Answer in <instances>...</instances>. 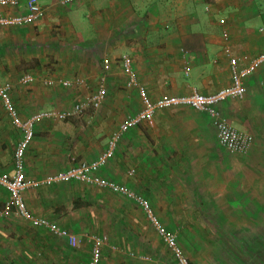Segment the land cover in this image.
<instances>
[{
    "label": "crops",
    "instance_id": "1",
    "mask_svg": "<svg viewBox=\"0 0 264 264\" xmlns=\"http://www.w3.org/2000/svg\"><path fill=\"white\" fill-rule=\"evenodd\" d=\"M40 2L45 13L35 24L0 26V86L11 84L20 117L66 109L95 92L102 79L108 94L100 108L90 107L79 117L38 122L26 152L27 177L40 183L24 194L28 208L76 236L77 245L12 213L0 218V264H87L92 234L86 239L85 235L90 223L99 222L89 211L95 202L91 186L43 181L82 160H94L106 150L118 126L142 109L138 90L125 84L122 56L132 57L139 83L153 100L194 91L215 94L232 84L226 46L240 59L241 68L264 54V0ZM9 12L22 13L24 7ZM106 58L109 71L103 68ZM27 75L35 80L22 84ZM76 77L87 85L66 88L59 83ZM46 79L57 83L47 86ZM245 85L243 98L229 99L219 110L235 128L253 135L247 153L231 154L220 145L208 113L170 107L157 110L152 125L142 123L126 132L99 174L133 191L132 185L140 184L149 197L176 215L175 199H185L181 193L189 181L195 185V200H208L216 207L230 206V200L233 206H258L264 216V63ZM22 137L0 102L4 174L13 173V155ZM176 183H184L178 193ZM8 197L0 186V211ZM116 255L105 245L100 264H118Z\"/></svg>",
    "mask_w": 264,
    "mask_h": 264
},
{
    "label": "built area",
    "instance_id": "2",
    "mask_svg": "<svg viewBox=\"0 0 264 264\" xmlns=\"http://www.w3.org/2000/svg\"><path fill=\"white\" fill-rule=\"evenodd\" d=\"M77 0H61L64 5L71 4ZM24 7V12L10 14L13 8ZM45 8L40 0H0V26L2 27H21L33 25L44 16ZM225 40L229 35L224 34ZM225 54L228 57L230 68L232 71V84L220 89L212 95H204L197 91L187 95H168L164 94L156 100L150 98L146 88L140 85L136 70L134 68L133 59L129 55L122 56L121 67L128 88H136L141 98L143 107L134 114L128 116L112 133L105 151L99 154L94 160H82L67 170L58 171L46 177L43 181L46 185L58 183H82L89 186H96L103 190L119 194L134 200L141 210H143L155 228L157 234L166 243L172 251L177 264H191L183 249L181 248L177 235L168 230L165 224L160 220L156 212L153 210L151 203L142 195H139L127 185L115 182L112 179L102 177L99 172L107 165V163L115 155L117 144L122 136L135 128L136 126L147 123L152 125L154 115L157 110L170 107H190L198 111L208 113L214 120L218 131V140L220 145L233 154H244L251 148L254 137L252 134L238 130L225 117L222 116L219 106L229 99H241L246 94L245 80L253 74L257 68L264 63V54L252 60L245 67H240V59L232 54L231 49L226 46ZM111 63L109 59L104 60V70L109 71ZM189 70V68H187ZM35 78L31 75L24 76L20 82L22 84L31 83ZM57 82L54 79L44 80L47 86H53ZM64 87L71 88L74 86H85L87 82L81 77L69 80L59 81ZM12 86L10 83L0 86V102L8 112L11 120L18 127L23 137L18 142L13 155V173L11 175L4 174L0 169V186L5 188L9 194L8 200L5 202L4 209L0 211V218L14 213L33 226L44 228L54 235L64 237L68 242L76 246L77 238L68 231L61 229L57 224L45 217L34 215L27 206L24 194L26 190L33 186L40 185L39 182H31L26 173V152L35 137V126L38 122L51 120H67L83 115L86 109L93 107L98 109L107 98V87L102 79L101 84L95 92L89 94L84 100L77 101L70 107L62 110H43L31 115L27 119H22L14 105L11 96ZM107 236L93 234L89 237L91 242V258L87 264H100L102 260V248L107 244ZM150 260L149 257H142ZM156 264V263H155Z\"/></svg>",
    "mask_w": 264,
    "mask_h": 264
},
{
    "label": "rangeland",
    "instance_id": "3",
    "mask_svg": "<svg viewBox=\"0 0 264 264\" xmlns=\"http://www.w3.org/2000/svg\"><path fill=\"white\" fill-rule=\"evenodd\" d=\"M188 182L186 192L181 193L185 199H175L179 215L149 197L140 184L132 188L145 198L148 195L146 199L168 230L177 235L191 264H264V216L259 213L260 207L233 206L232 200L230 206H210L208 200L194 199L195 185ZM183 185L174 184L177 193ZM90 191L95 202L89 211L99 222L91 221L94 224L90 223L85 239L91 234L106 235V248L117 254L118 264H177L134 200L96 186H91ZM250 210L254 215L246 214ZM144 256L151 259L145 260Z\"/></svg>",
    "mask_w": 264,
    "mask_h": 264
}]
</instances>
